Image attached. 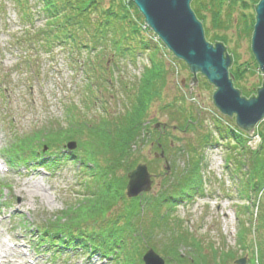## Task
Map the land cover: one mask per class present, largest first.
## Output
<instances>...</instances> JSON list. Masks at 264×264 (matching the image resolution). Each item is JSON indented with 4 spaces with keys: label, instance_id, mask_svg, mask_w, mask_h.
Segmentation results:
<instances>
[{
    "label": "trees",
    "instance_id": "1",
    "mask_svg": "<svg viewBox=\"0 0 264 264\" xmlns=\"http://www.w3.org/2000/svg\"><path fill=\"white\" fill-rule=\"evenodd\" d=\"M7 2L15 12L19 27L15 32H8L6 42L0 46V69L2 52H9L18 57V61L20 59L17 66L26 69L29 76L17 77L18 85L15 80L11 82L0 75V104L8 102L17 88L30 92L25 82L37 77L40 56L49 62L59 53L65 63L84 74L81 80L84 94L80 99L83 109L67 106L63 123L48 122L43 130L39 129V136L14 135L4 149L5 160L11 165L26 167L35 162L49 171L58 164L61 153L59 157L74 159L78 167L91 176L84 185L85 192L79 203L41 225H34L36 251L55 257L69 250L80 252L86 259L97 256L105 260L104 264H143V253L152 248L164 257L165 264H224L226 260L221 261L217 252H200L178 225L169 223L170 211L179 199L201 192L205 183L202 175L204 151L211 142L220 145V139L226 151L224 166L237 179L239 197L246 201L242 204L244 212L254 202L252 198L261 192L257 196L260 206L257 219L264 225V119L257 124L259 144L254 149L246 145L247 136L238 128L233 130L213 123L207 132L197 133L195 145L185 143L176 148L186 159L183 165L187 167L167 177L163 190L146 197L145 204L140 206L136 197L125 196L124 177L118 176V172L126 175L137 164L138 151L135 150L139 144H151L163 154L165 148L173 149L171 140L161 141L156 129L144 125L149 100L158 95L163 85L162 71L155 67V62L151 64L154 68L146 67L144 73L157 72L154 78L143 73L138 80L143 82L145 75L146 87L139 83L137 92L136 88L126 89L122 107L115 114L107 113L102 107L104 113L101 114L106 116L84 111L93 110L96 103H100L98 94L102 86L108 91L110 84L118 80L112 77L117 67L112 65L111 71L103 64L108 60L107 51L118 58H131L136 51L146 50L149 60L158 52L157 48H147L148 42L140 37V27L131 18L130 6L121 0H0V34L11 26L4 17ZM206 4H212V12L218 15L215 20L220 26L230 22L228 15L224 20L219 18L220 7L214 0H191L190 6L199 20H202L201 11L207 9ZM131 7L141 16L133 4ZM28 52L37 59H31ZM254 67L257 71L256 63ZM230 68L228 72L234 76ZM2 72L6 74L3 69ZM145 96L149 98L143 100ZM178 111L183 129L191 127L194 131L197 118L190 116V109L180 103ZM71 139L76 140V149L64 152L62 143ZM54 146L59 147L60 153L54 151ZM43 149L47 151L43 153ZM245 231L242 230L240 236ZM226 256L231 257L232 253ZM255 262L264 264V248L256 249Z\"/></svg>",
    "mask_w": 264,
    "mask_h": 264
},
{
    "label": "rangeland",
    "instance_id": "2",
    "mask_svg": "<svg viewBox=\"0 0 264 264\" xmlns=\"http://www.w3.org/2000/svg\"><path fill=\"white\" fill-rule=\"evenodd\" d=\"M121 1L130 6L131 18L138 28L140 27L139 35L148 42L147 48H157L158 52L149 60V52L146 50L136 51L132 59L127 56L118 58L112 51H107L105 56L108 60L103 64L109 70L112 65L117 67V70L112 72V77L118 80L108 86V91L105 90V86L100 88L98 96L101 100L93 108L95 111L92 109L84 111L86 114L99 113L106 116L107 114H101L104 113L102 107L107 113L115 114L122 107L126 89L136 88L137 92L138 86L147 85L145 75L150 79L154 78L157 72L151 70L149 74L144 73L146 67L155 62V67L162 71L163 85L158 95L149 100L144 125L149 129H156L161 141L171 140L173 149L165 148L162 157H155L159 151L151 144L146 143L143 146L139 144L135 150L138 151L137 164H146L151 173L150 190L136 196L139 205L142 206L147 200L146 197L163 190L167 177L173 176L182 167H187L183 165L186 159L177 153L176 148L185 143L195 145L197 133L207 132L213 123L233 130L237 127L234 116L230 118L220 114L213 105L211 96L214 87L199 74L196 75V85L189 87L188 82L192 74L185 63L175 58L146 27L141 16L131 7L132 0ZM258 1L214 0L220 7L219 18L224 20L225 15H228L230 19L226 26H220L215 20L218 15L213 14L212 4H206L204 7L207 9L201 11L200 22L203 30H206L205 40L211 44L214 40L220 41L226 46L227 53H231L233 62L230 72L234 75L233 85L246 98L251 93L255 95V87H259L262 81V75L254 69L255 61L250 51L255 15L253 4H257ZM4 17L10 21L11 26L0 34V46L6 42V34L13 30L15 32L19 27L15 12L8 2ZM1 55L0 75H5L11 82L15 80L18 85L20 82L17 77L23 79L29 76L26 69L17 66L20 59L18 61L14 54L2 52ZM27 55L31 56V59H37L29 52ZM38 62L37 77L29 78L25 82L28 83L30 92L17 88V93L14 92L8 102L0 104V264H104L105 260L101 261L97 256L86 259L80 252L73 253L68 250L52 257L35 249L34 225H41L53 215L70 209L80 202L85 192L84 185L90 181L91 176H87L78 167L80 166L78 162L59 157L62 154L58 146H54L53 149L60 153L58 156L60 161L54 165L55 167L49 168V171L35 165V162L28 163L26 167L23 164L11 165L4 157V149L8 142H12L14 135L39 136V129L43 130L48 122H64L67 106L83 109L80 102L84 94L81 82L83 72L65 63L59 53L49 62L40 56ZM143 73L144 81L139 82L138 78ZM149 96H145L143 100ZM101 101L104 104H101ZM180 103L190 109V116L197 118L195 132L191 127L183 129L182 116L178 111ZM244 133L247 136L246 145L250 149L257 147L259 144L257 125L251 135ZM213 134L214 137L217 136L216 131ZM71 141L76 143L75 139ZM211 143L204 151L202 175L205 183L201 192L194 193L187 199H179L170 211L169 223L178 225V229L188 236L191 244L200 252L204 254L208 253L207 250L217 252L221 261L226 260L224 264H235L234 261L239 258H244V264H258L255 262L256 249L264 248V225L257 219L260 213L257 198L261 192L258 193V197L252 198L254 202L250 203L248 210L244 212L242 204L246 201L239 197L237 179L224 166L225 145L221 139L218 141L220 145ZM64 144L65 142L61 145L64 152L74 151L77 147L76 143L75 148L69 151ZM46 151L47 149H43V153ZM118 176L124 177L125 186V173L118 172ZM242 230H246V233L240 236ZM226 253H232V256L227 258ZM157 254L164 260V257Z\"/></svg>",
    "mask_w": 264,
    "mask_h": 264
},
{
    "label": "water",
    "instance_id": "3",
    "mask_svg": "<svg viewBox=\"0 0 264 264\" xmlns=\"http://www.w3.org/2000/svg\"><path fill=\"white\" fill-rule=\"evenodd\" d=\"M143 17V23L161 41L165 48L187 66L192 77L189 87L197 83L196 75L204 77L214 89L212 103L220 114L234 116L235 126L249 135L254 127L264 119V0L254 7V23L250 38V51L262 75L255 95L246 98L234 87L233 77L228 72L233 58L226 46L214 40L211 44L205 40L200 20L190 7L191 0H132ZM188 87V88H189ZM158 124L155 125L157 127ZM75 141L65 143L67 150L75 148ZM162 157L163 152L155 154ZM167 169V168H166ZM151 174L144 163H138L126 174L125 196L134 198L148 192L151 187ZM143 264H165L152 248L142 255ZM244 264V258L234 261Z\"/></svg>",
    "mask_w": 264,
    "mask_h": 264
}]
</instances>
